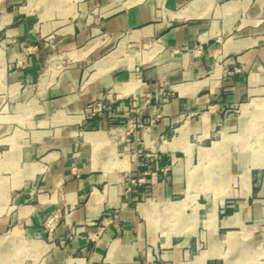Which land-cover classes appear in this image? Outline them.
Here are the masks:
<instances>
[{"label":"crops","instance_id":"crops-1","mask_svg":"<svg viewBox=\"0 0 264 264\" xmlns=\"http://www.w3.org/2000/svg\"><path fill=\"white\" fill-rule=\"evenodd\" d=\"M261 257L264 0H0V264Z\"/></svg>","mask_w":264,"mask_h":264},{"label":"built area","instance_id":"built-area-1","mask_svg":"<svg viewBox=\"0 0 264 264\" xmlns=\"http://www.w3.org/2000/svg\"><path fill=\"white\" fill-rule=\"evenodd\" d=\"M163 99H167V95L163 98ZM112 100L109 99V103H105V102H98L96 104H94L92 106V115H96L98 113L104 112L106 110H110L112 107ZM144 123H137L134 120H129L127 123V127H128V131H133L139 127H144ZM148 175V173H145L143 176H133L129 179V183L128 186L126 187V192L127 193H131L133 192L137 186L145 184L146 183V176ZM119 211H114L113 213H109L104 215L100 221L97 224V230L96 232L93 233V237L97 236V234H99L105 227H107L108 225H111L115 222H117V220L119 219ZM58 222V215H51L46 219V226L48 227V229L50 231H53L56 224ZM78 233L77 230H73L70 238L73 237L74 235H76Z\"/></svg>","mask_w":264,"mask_h":264},{"label":"rangeland","instance_id":"rangeland-1","mask_svg":"<svg viewBox=\"0 0 264 264\" xmlns=\"http://www.w3.org/2000/svg\"><path fill=\"white\" fill-rule=\"evenodd\" d=\"M200 249H205V248H203V245H202ZM241 264H249V263H241ZM252 264H264V257L259 258L256 263H252Z\"/></svg>","mask_w":264,"mask_h":264},{"label":"bare ground","instance_id":"bare-ground-1","mask_svg":"<svg viewBox=\"0 0 264 264\" xmlns=\"http://www.w3.org/2000/svg\"><path fill=\"white\" fill-rule=\"evenodd\" d=\"M235 240V239H234Z\"/></svg>","mask_w":264,"mask_h":264}]
</instances>
